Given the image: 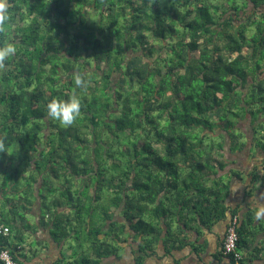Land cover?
Masks as SVG:
<instances>
[{
  "label": "trees",
  "instance_id": "trees-1",
  "mask_svg": "<svg viewBox=\"0 0 264 264\" xmlns=\"http://www.w3.org/2000/svg\"><path fill=\"white\" fill-rule=\"evenodd\" d=\"M4 43L17 53L0 68V252L21 264L28 233L44 226L61 245L73 221L96 252L74 264H146L161 241L195 245L191 232L227 215L225 174L241 175L226 149L249 153L260 135L264 156V0H8ZM72 97L71 125L48 117ZM26 174L28 199L16 195ZM48 175L63 191L52 200ZM230 213L248 264V230ZM62 250L51 264H73Z\"/></svg>",
  "mask_w": 264,
  "mask_h": 264
},
{
  "label": "crops",
  "instance_id": "crops-1",
  "mask_svg": "<svg viewBox=\"0 0 264 264\" xmlns=\"http://www.w3.org/2000/svg\"><path fill=\"white\" fill-rule=\"evenodd\" d=\"M249 145L251 153L246 154L227 149L231 153L229 157L226 155L228 168L239 170L241 175L225 174L224 181L230 183L225 205L228 208L226 217L216 220L211 228L204 230L198 237L191 232L190 237L197 239L195 245L189 242L179 248V243L172 242L176 247L170 244L166 251L163 241L157 243L156 255L151 256L146 264H231L228 257L221 255V244L232 210L240 214L241 221L245 222L244 230H248L242 238L241 247L246 262L264 264V156L260 154L257 142L249 140ZM253 173H256L255 176ZM258 211L262 213L260 219L256 218ZM32 215L36 219L37 209ZM30 234L31 246L26 248L28 243H25L20 247L31 259L30 264H51L59 255L60 248L63 249V244L59 245L53 240L49 228L44 226H39L36 232ZM45 243L47 245L44 246ZM195 246L198 247L195 249Z\"/></svg>",
  "mask_w": 264,
  "mask_h": 264
},
{
  "label": "rangeland",
  "instance_id": "rangeland-1",
  "mask_svg": "<svg viewBox=\"0 0 264 264\" xmlns=\"http://www.w3.org/2000/svg\"><path fill=\"white\" fill-rule=\"evenodd\" d=\"M89 18H90L91 21L94 22V21L98 20L97 19L98 18V15L97 14H90L89 15ZM240 126H242V128L245 129V131H248L249 133H251V130L248 129L250 127L249 118H246L245 120L241 121L240 122ZM256 127L258 128V125L257 124H256ZM252 134H249L248 136L251 137ZM255 134H257V133L255 132ZM258 136L256 137L257 139H256L255 142L259 141V139L261 138L260 135H258ZM241 137L245 138L246 136L242 135ZM225 152H226L227 157L231 156L230 155L231 153H229V151L227 149H226ZM44 177H45V180L47 181V183L44 185V189H46L47 193L49 194L48 199H51L52 200V199H54L57 196H61L62 193H63V191H61V189H59L57 187V185H55V183L57 184V180H58L57 177H55L54 175H48V176H44ZM224 177H226V175ZM2 178H3V175L0 174V181H2ZM37 179H39V178H37ZM27 180H28V174L22 175L21 178H20V186H19V189L16 191L17 192L16 195L22 196L25 199L26 198L27 199L28 198H32L33 197V193H34V185H32V187H29V189H27V186H28L27 185L28 184ZM9 182L12 183V180H9ZM20 188H22V190ZM23 190H27V193L26 194H25V192L23 193ZM130 195H132V193H130ZM19 196L17 198H19ZM45 203L46 202L44 201V204L43 205H45ZM55 208L56 207L54 206L53 207V212H55ZM71 212H72V210H71ZM25 216H26V218H27V220L29 222H32V224L35 225L36 220L34 219V216L33 215L27 214ZM74 225H76V221H73L72 223H69V225H68V228L70 230V236L68 238H66V240L64 241L63 250H62L63 251V254L67 258L66 259L67 261L70 259V257L73 258V261L75 260L73 262V264L77 262V259H79L80 256L81 257L82 256H87V257L93 258V257H95V254H96L95 249H94V251H93V249H91V246H90L88 240L83 245H81L80 243H78V242L84 240V237H83L84 236V233H81L80 231L72 232V231H75L74 228H73ZM76 229H79V228H76ZM28 234H30V233H28ZM30 237L31 236H29V235L26 236V243H28L25 246L26 248L28 247V245L31 246ZM32 243H33V245L35 244V242H32ZM45 245H47V243H45ZM67 264H70V263H67Z\"/></svg>",
  "mask_w": 264,
  "mask_h": 264
},
{
  "label": "clouds",
  "instance_id": "clouds-1",
  "mask_svg": "<svg viewBox=\"0 0 264 264\" xmlns=\"http://www.w3.org/2000/svg\"><path fill=\"white\" fill-rule=\"evenodd\" d=\"M7 7H8V0H0V13L6 12ZM6 18L7 17L5 16V19ZM16 53H17V48L13 43H4L2 46H0V68H4L5 61L14 57ZM74 85L77 88L86 87V81L83 80L81 76L77 75L74 79ZM80 108H81L80 101L76 97H72L66 102L57 101L53 99L47 104V115L51 119L59 121L62 125L69 126L74 122L75 118L79 115ZM261 215L262 213L258 211L256 213V218L260 219ZM0 226H6V225H0ZM9 233H10V228H9Z\"/></svg>",
  "mask_w": 264,
  "mask_h": 264
},
{
  "label": "built area",
  "instance_id": "built-area-1",
  "mask_svg": "<svg viewBox=\"0 0 264 264\" xmlns=\"http://www.w3.org/2000/svg\"><path fill=\"white\" fill-rule=\"evenodd\" d=\"M238 224V216L235 215L229 221L222 241V252L226 257H229L230 260L233 259V264H240V259L242 257L241 253L237 250V241L239 239L237 232ZM8 234L9 227L0 226V236ZM0 260H2L4 264H21L12 257V254L8 249H3L0 252Z\"/></svg>",
  "mask_w": 264,
  "mask_h": 264
}]
</instances>
